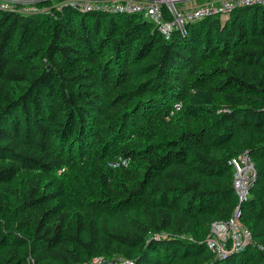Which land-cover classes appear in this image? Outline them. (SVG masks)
I'll return each instance as SVG.
<instances>
[{
	"label": "trees",
	"instance_id": "obj_1",
	"mask_svg": "<svg viewBox=\"0 0 264 264\" xmlns=\"http://www.w3.org/2000/svg\"><path fill=\"white\" fill-rule=\"evenodd\" d=\"M55 14L0 7V264H264V6ZM237 209L255 246L218 258Z\"/></svg>",
	"mask_w": 264,
	"mask_h": 264
},
{
	"label": "built area",
	"instance_id": "obj_2",
	"mask_svg": "<svg viewBox=\"0 0 264 264\" xmlns=\"http://www.w3.org/2000/svg\"><path fill=\"white\" fill-rule=\"evenodd\" d=\"M180 1L182 0H114L107 8L94 5L83 6L87 9L94 7L124 16H142L157 25L166 36H170L175 29L186 34L188 25L199 19L226 18L241 7L264 6V0H214L196 4L189 12L181 13L176 6ZM0 7L8 8L10 6ZM176 109H180V107L178 106ZM232 164L235 171L236 193L241 200H244L250 194L255 178L250 155L244 154L233 160ZM242 216V210L237 209L229 221L213 226L212 233L207 240V248L216 257L224 258L231 253L255 246L252 231L243 224ZM126 264L133 263L126 262Z\"/></svg>",
	"mask_w": 264,
	"mask_h": 264
},
{
	"label": "rangeland",
	"instance_id": "obj_3",
	"mask_svg": "<svg viewBox=\"0 0 264 264\" xmlns=\"http://www.w3.org/2000/svg\"><path fill=\"white\" fill-rule=\"evenodd\" d=\"M114 0H0V6L18 7L22 12H32L38 10L40 15L48 19L56 16L55 10H60L66 4L68 5H94L101 7L111 6ZM121 1V0H118ZM214 0H182L176 4L177 10L181 13H186L191 10L196 4L210 2ZM227 18V17H226ZM226 18H223L226 20ZM169 20V18H167Z\"/></svg>",
	"mask_w": 264,
	"mask_h": 264
}]
</instances>
